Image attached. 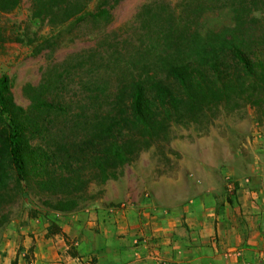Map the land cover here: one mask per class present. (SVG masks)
I'll use <instances>...</instances> for the list:
<instances>
[{"label":"trees","instance_id":"trees-1","mask_svg":"<svg viewBox=\"0 0 264 264\" xmlns=\"http://www.w3.org/2000/svg\"><path fill=\"white\" fill-rule=\"evenodd\" d=\"M119 1L32 0V17L47 18L53 31L74 20L108 26ZM21 2L0 0V32ZM218 9L230 19L209 25ZM136 22L88 36L96 43L78 51L73 94L62 78L66 63L29 86V109L16 102L9 76L0 77V193L13 184L25 196L38 186L68 195V210L78 199L79 209L94 197L91 184L116 177L144 147L166 140L172 123L209 119L221 107L264 108V0H148Z\"/></svg>","mask_w":264,"mask_h":264},{"label":"rangeland","instance_id":"rangeland-1","mask_svg":"<svg viewBox=\"0 0 264 264\" xmlns=\"http://www.w3.org/2000/svg\"><path fill=\"white\" fill-rule=\"evenodd\" d=\"M146 1L120 0L110 10L108 26L78 27L74 20L53 31L47 18L32 17V0H22L5 14V32H0L13 36L12 41L0 40V77L9 76L16 102L29 109V86L41 85L47 69L58 63L68 65L62 74L66 93L77 91L78 51L96 43L88 36L131 30L127 26L138 24L137 13ZM206 18L219 26L230 15L218 9ZM59 70L64 68L55 71L54 79ZM54 118V113L43 115L45 124ZM250 176H264V108L221 107L209 119L172 123L166 140L144 147L116 177L91 184L94 197L79 209L78 199L76 208L68 210L74 204L68 195L38 186L25 196L13 184L2 190L0 264H122L124 258H137L140 250L156 253L158 244L171 250L194 244L190 213L202 215L204 205L232 200ZM203 244L211 245L205 240L193 246ZM108 246L113 249L106 254ZM169 249L164 261L173 260ZM256 260L264 264V254Z\"/></svg>","mask_w":264,"mask_h":264},{"label":"crops","instance_id":"crops-1","mask_svg":"<svg viewBox=\"0 0 264 264\" xmlns=\"http://www.w3.org/2000/svg\"><path fill=\"white\" fill-rule=\"evenodd\" d=\"M246 180L231 195L232 200L218 206L204 205L202 215L190 213L194 244L207 240L210 246L195 247L187 242L188 246L177 244L171 250L158 244L156 253L146 255L140 250L137 258H124L122 264H257V256L264 254V176ZM112 249L108 246L105 253ZM168 249L173 260L164 261Z\"/></svg>","mask_w":264,"mask_h":264}]
</instances>
